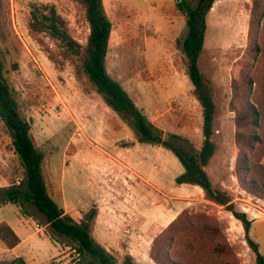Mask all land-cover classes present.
<instances>
[{
    "label": "rangeland",
    "instance_id": "rangeland-1",
    "mask_svg": "<svg viewBox=\"0 0 264 264\" xmlns=\"http://www.w3.org/2000/svg\"><path fill=\"white\" fill-rule=\"evenodd\" d=\"M1 1L4 30L18 49L9 57L6 66L11 70L9 77L17 91L21 114L30 121L36 145L44 155L50 193L76 221L97 209L100 214L95 225L98 240H101L100 234L117 233L121 251L112 244L106 249L122 259L128 254L124 251L132 241L128 221L142 210L139 201L142 190L136 189L132 193L134 203L130 201L129 212L124 213L127 217L119 220L118 212L123 207L118 204L123 199H117V194L127 178H116L122 170L120 167L125 164L141 175L153 177L156 183L152 182L166 192L178 187L175 178L184 172V167L167 149L150 144L137 145L129 124L112 110H102L101 119L90 114L89 105L98 106L102 98L89 83L76 76L73 64L65 61L53 43L44 38L59 58L57 64L50 60L45 46L30 34L28 24L32 5L47 4L58 10L68 22L74 38L85 45L90 30L76 3L71 0ZM186 1L190 5L196 3V0ZM179 2L104 0L113 25L107 68L164 134H181L199 149L203 141V116L192 93L188 62L181 48L187 24L178 9ZM251 7L252 0H216L208 15L200 67L210 82L217 104L214 136L217 151L206 170L214 184L221 183L230 189L239 210L251 220L256 219L251 233L264 255V200L246 193L233 175L238 149L234 140V113L229 110L235 65L241 62L242 54L239 53H243L248 45ZM14 62L18 63V70H12ZM86 97L84 103L81 98ZM98 108L101 109L100 105ZM25 178L0 120V188L18 186ZM132 182L142 189V182L136 177ZM147 192L150 199L145 206L152 207L151 200L154 199L151 198H155V214L161 215L170 209V199H160L153 189ZM61 193L66 199H62ZM125 194L123 189L119 195L124 197ZM179 195V201L184 204L175 210L179 213L187 208L206 211L223 226L239 264H255L244 229L231 213L207 201L199 189L184 188ZM189 202L191 204L187 205ZM3 221L16 229L20 227L21 236L26 238L14 252V258L23 259L25 264H74L76 254L73 249L65 243L51 241L45 217L30 202L21 201L15 205L0 201V222ZM35 224L42 228L41 232L36 230ZM155 237L145 238L146 249L137 260L134 257L136 264H154L148 256L150 249L148 255L147 249L151 248Z\"/></svg>",
    "mask_w": 264,
    "mask_h": 264
},
{
    "label": "trees",
    "instance_id": "trees-1",
    "mask_svg": "<svg viewBox=\"0 0 264 264\" xmlns=\"http://www.w3.org/2000/svg\"><path fill=\"white\" fill-rule=\"evenodd\" d=\"M82 11L90 33L85 45L72 35L68 22L52 5H32L29 31L45 46L49 58L57 64L59 58L45 39L53 43L65 61L73 64L76 76L85 80L122 120L127 122L139 144H150L169 150L182 164L184 172L175 182L178 186L191 185L202 189L207 201L222 206L241 223L245 240L255 264H264L259 244L251 237L253 220L238 209L233 193L221 183L214 184L207 167L216 155L217 104L209 80L200 67L208 29V15L216 0H186L178 3L185 16L187 33L181 43L188 62V75L193 84V96L202 109L203 141L198 149L180 134H164L108 71L112 22L104 0H71ZM0 0V120L11 139L15 155L25 172L20 185L0 188V201L19 204L30 202L45 217L52 242L69 245L76 254L74 264H136L134 257L122 259L106 249L94 236L97 209L76 221L53 199L44 166V155L39 151L32 125L20 110L17 91L11 83L6 64L16 43L4 30ZM45 38V39H44ZM241 62L235 65L231 81L229 110L234 113L235 145L238 149L233 175L248 194L264 200V0H252L249 36L246 50L241 51ZM12 70H18L17 62ZM0 241L8 249L22 241L7 222L0 223ZM149 257L154 264H239L235 249L228 243L221 223L206 211L184 209L154 238ZM11 264H25L15 259Z\"/></svg>",
    "mask_w": 264,
    "mask_h": 264
},
{
    "label": "crops",
    "instance_id": "crops-1",
    "mask_svg": "<svg viewBox=\"0 0 264 264\" xmlns=\"http://www.w3.org/2000/svg\"><path fill=\"white\" fill-rule=\"evenodd\" d=\"M81 99H84V103L87 102V97L86 98H81ZM100 102L101 103H98V106L100 105L101 109L98 108V106H95V105H89V107L87 108V109H89L88 112L90 114H92V113L96 114L97 118H99V119L102 118V115H103L102 112H101L102 110H104V109L112 110L110 107H108L105 104V102L103 100H100ZM96 128H98V125H96ZM136 144L138 145L139 143H136ZM127 152H129V149H127ZM114 157L115 156H113V158ZM120 168L122 170L118 171V174L116 175V178H119L120 176H123L125 178L127 177V178L125 179L124 183L122 184V188L119 189L118 194H117V199H119V200L123 199V200L119 201V204H118V206L122 205V207H123V209L120 212H118L119 220L121 219L120 217H122L123 219H125L127 217L126 214H124V213H126L125 211L129 210L130 201H131V203H134V201L131 200L132 199V193L136 189L142 190V196H141V198H139V201L142 202V210L139 213H134L132 215V217L129 219V221L127 220L128 224L131 226V234H132L131 238H132V241L130 243V246L125 248V251H124V252L132 255L133 257H135L136 260H137V258L139 257V254L146 249L144 247V245H143V242H144L145 238L147 236H151V235H154V236L158 235L164 228H166L179 215V211H177L175 209H178L179 206H181V204L182 205L184 204V202L179 201L180 200V197H179L180 196L179 195L180 194V190H182L184 188H188L189 190L199 189V190L202 191V189L199 188V187H196V186H191V185H181V186H178L175 189L171 190V192H166L165 190H163L161 188L162 186H160L159 184H158L159 186L155 184L156 180L153 179V177L145 176V174H143V173L141 175L138 171L134 170L133 168H131L128 165H125V164L122 167H120ZM134 177H136L138 180H140L142 182V185H143L142 189H140L139 185L137 186L136 184H134L132 182ZM176 178H175V180H176ZM152 180L155 183L152 182ZM123 189H124V191L126 193L124 197L119 195ZM152 189L157 194L160 195L159 196V197H161L160 199H162V197H165L166 199H170L171 200L170 201L171 202L170 209L166 210L165 213H163L161 215L155 214V212L153 211V209L155 208V206H153V204H155V202H156L155 198H151V199H154L153 201L151 200L152 207L151 206H145L146 203H147V200L150 199L147 190H152ZM61 197H62V199H66V197L62 193H61ZM189 204H191V203L189 202L187 205H189ZM158 205H161V204H158ZM158 205H156V206H158ZM99 216H100V214H98V217H97L96 220H98ZM255 220H253V223H254ZM10 226L13 228V230L16 232V234L20 237L22 242L17 247H15L13 249H8L0 241V264L3 263V262L11 264L16 259V258H14V252L18 248H20V246L22 245V243L26 239V238H23L21 236V234L19 232L20 227H19V229H16L11 224H10ZM251 231H252V229H251ZM123 232L121 234H123ZM94 235H95V237L98 240L99 236H97L95 229H94ZM117 235H118L117 233H114V234L113 233L112 234L111 233H107V234H104V235L100 234L101 240H98V241L103 246H105L106 248L110 247V245L112 244V245L116 246L114 248L117 251H121V249H120V247L118 246V243H117V237H118ZM251 237H252V233H251ZM152 240H153V238H152ZM151 241L149 242V244H151ZM259 248H260V246H259ZM149 249L150 248L148 247L147 255H148Z\"/></svg>",
    "mask_w": 264,
    "mask_h": 264
},
{
    "label": "built area",
    "instance_id": "built-area-1",
    "mask_svg": "<svg viewBox=\"0 0 264 264\" xmlns=\"http://www.w3.org/2000/svg\"><path fill=\"white\" fill-rule=\"evenodd\" d=\"M78 130H79V132H82L80 127H78ZM35 226H36V230L38 232H41L42 231V228L38 224H35Z\"/></svg>",
    "mask_w": 264,
    "mask_h": 264
},
{
    "label": "water",
    "instance_id": "water-1",
    "mask_svg": "<svg viewBox=\"0 0 264 264\" xmlns=\"http://www.w3.org/2000/svg\"><path fill=\"white\" fill-rule=\"evenodd\" d=\"M138 143V142H137Z\"/></svg>",
    "mask_w": 264,
    "mask_h": 264
}]
</instances>
